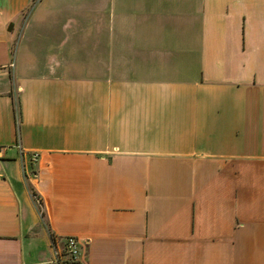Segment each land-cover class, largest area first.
I'll list each match as a JSON object with an SVG mask.
<instances>
[{
  "label": "crops",
  "instance_id": "crops-1",
  "mask_svg": "<svg viewBox=\"0 0 264 264\" xmlns=\"http://www.w3.org/2000/svg\"><path fill=\"white\" fill-rule=\"evenodd\" d=\"M68 235L264 264V0H0V264Z\"/></svg>",
  "mask_w": 264,
  "mask_h": 264
},
{
  "label": "built area",
  "instance_id": "built-area-1",
  "mask_svg": "<svg viewBox=\"0 0 264 264\" xmlns=\"http://www.w3.org/2000/svg\"><path fill=\"white\" fill-rule=\"evenodd\" d=\"M36 154H32L33 158H36ZM78 243L73 235H68L64 239V245L60 250H54L55 263L73 261L77 257Z\"/></svg>",
  "mask_w": 264,
  "mask_h": 264
}]
</instances>
